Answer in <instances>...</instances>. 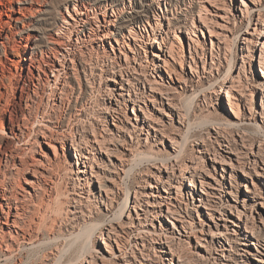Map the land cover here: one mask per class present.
I'll use <instances>...</instances> for the list:
<instances>
[{"label": "bare ground", "instance_id": "6f19581e", "mask_svg": "<svg viewBox=\"0 0 264 264\" xmlns=\"http://www.w3.org/2000/svg\"><path fill=\"white\" fill-rule=\"evenodd\" d=\"M110 2L114 4L110 5ZM119 2L120 0H66L63 8H56L57 12H54L56 14L53 15L54 27L41 29L37 23L46 20L48 15L53 13L49 0H0V264L18 263L23 251L28 247L36 248L43 242V232H47L48 229L51 230L48 232L51 235L47 238L51 242L64 236L57 232L59 227L63 229L61 227L63 223L70 224L65 229L71 237L76 233L80 234V230L88 227L92 221V211L87 209L86 212V208L81 206L85 203L82 200L84 196L81 195L78 198L72 197V201L76 202L75 210L69 217L72 223L70 221L67 223L68 218L64 222L67 216L61 217L63 220L59 216L61 220L57 219V223L55 220V223L49 226L47 220L38 221L33 217L34 206L41 208L45 197L53 194L57 188L56 160L66 152L70 154L69 142L75 152L73 165L78 181L77 188L86 189V186L93 185L96 194L94 197L105 205L107 212H111L115 208L118 189H121L118 186L119 178L122 174L125 176L129 174L134 167L128 165L129 156L133 151L128 136L132 138L134 133L138 132L141 135L139 137L148 142L150 138L159 135L163 128L155 113L164 107L169 108L170 119L177 120L181 125L188 120V115L179 109L166 82L177 83L173 75H177L175 78L178 82L183 81L184 77L182 78L175 63H179L185 73L188 74L187 66L191 75L200 77L201 61L203 72L207 71L208 53L204 50L206 48H200L196 30L203 33L205 40L207 37L204 29L210 33L211 64L214 63L213 50L216 46L220 48L224 42L221 38L230 37L218 33L211 25L213 18L209 17L213 15L226 20L224 17H227L228 12L224 8L226 5L224 0H204V4L201 3L198 8L197 16L192 12L191 23L180 18L176 23L172 21L169 15L170 0H158L157 5L152 0L142 6H138L136 0H129V4L126 0H121L124 8H128L126 11L119 7ZM239 10L244 18L248 19L245 29L247 35L244 36L243 43L248 46V43L257 37L255 41L258 44L260 37H264V0H241ZM256 10L259 12L257 18L253 15ZM254 18L255 27L250 32ZM152 19L155 22L161 20L160 29L152 26ZM148 25L151 26V30L148 29ZM177 30L188 34V42L183 35L177 33ZM176 38L179 47L175 43ZM239 38L240 32H232V37L227 39L238 41ZM150 49L151 55L148 53ZM184 51H189L190 55L186 56ZM250 53L249 50V53L243 56L250 59L252 56ZM84 58L91 62L92 67L90 66L89 70L84 65L86 62L83 63ZM94 58L96 63L92 65ZM260 58L264 62V41ZM246 62L243 57L237 76L230 77L228 80L230 85L225 90L232 112L238 119L237 124L244 122L240 120L242 113L240 105L246 102L248 93L246 92L248 85L241 79L246 73ZM231 70L232 66L229 67L228 73ZM98 75L104 76L107 81L105 91L103 90L104 109L102 115L98 114L101 124L88 119L87 122L91 123L90 128L83 127L85 124L81 127V122L88 113L87 106H83L82 103L76 112L73 111L75 113L71 117L69 114V120L64 123L62 111L67 109L76 94V86L68 84V79L77 80L79 90L84 96L87 89L92 88L94 77ZM186 82L187 79L183 83ZM257 87L264 93V82H259ZM131 108L134 116L129 114ZM261 113H264V100ZM133 118L136 120L135 123L131 120ZM242 134L236 133L231 139L232 142L225 138L224 141L228 144H222L223 152L202 144L198 149L200 154L191 156L183 162H176V157L170 156L156 167L157 172L153 171L143 178L145 185L143 184L142 188L141 186L130 188L127 185L125 200L117 201L118 208L122 207L123 210L120 216L113 213L115 218L110 215L109 219L107 218L109 214L105 213L103 220L97 221L98 224L95 221L91 222L97 226L94 234H97L98 239L109 248L111 259L127 256L124 242L129 237L125 235L128 236L129 232L135 231L133 235L135 247L138 248V245L144 247L147 242H159L162 252L165 255L171 254L169 264H189V259L180 254L182 251L178 252L177 245L190 239V236H196L197 248L198 246L205 248L202 240H206V235L211 237L210 241L213 243L221 242L220 239L223 237L225 239V243L223 242L219 248V255L212 256V261L211 257H206L208 264H264V199L254 184L253 188L250 186L246 188L248 193L247 197L242 199L243 208L237 204H224L221 199V203L211 200L212 197L218 198L224 191L231 194V190L225 189L227 173H231L229 176L231 179L238 170L248 176L249 163L253 164L256 175L264 179V161L263 166L260 165L255 155L253 161L240 160L241 147H245L246 144ZM143 135L145 137H142ZM182 136L181 142L174 136L170 137L177 157L181 154L182 148L179 147L177 150L176 146L180 143L185 144L186 141ZM104 158L108 162L99 161L101 163L99 164L98 160ZM220 169L222 173L218 176ZM187 179H190L189 187H184V181ZM183 189L193 200H198L197 209L202 206L205 209L202 212H205V216L207 215L211 221L208 230L202 236L195 235L197 229L187 218L188 203H184L181 198L184 197ZM254 211L257 215L253 213ZM230 212L235 217H232ZM123 216H127V220L122 221ZM43 217L45 216L41 218ZM158 217L166 218L173 229L169 235L166 232L156 233V239L147 229V223L149 219ZM229 222L231 223L228 224ZM105 224L109 226L106 230H101ZM229 225L235 227L233 232L237 240L228 236L231 228ZM104 231L107 233L106 238L103 236ZM81 233L85 234L84 231ZM77 238L79 237L76 236L70 241L75 240V243H78ZM112 240L118 246L119 254L110 246ZM64 242L67 244V241ZM68 246L66 248H71L69 244ZM76 246L80 249V245ZM58 247L56 245V248ZM65 249L59 250L66 253ZM78 249L75 250L76 253ZM59 250L55 256L60 254ZM71 253H74V249ZM198 256L204 255L200 253ZM77 257H74L76 259L74 264H83L78 260L81 255ZM106 257L100 258L102 264L109 259ZM59 258L60 256L57 261ZM65 259L64 257L63 260ZM86 261L89 264H96V258L93 256ZM53 262L48 261L47 264H54Z\"/></svg>", "mask_w": 264, "mask_h": 264}, {"label": "rangeland", "instance_id": "374dc122", "mask_svg": "<svg viewBox=\"0 0 264 264\" xmlns=\"http://www.w3.org/2000/svg\"><path fill=\"white\" fill-rule=\"evenodd\" d=\"M65 1L66 0H49V4L52 7L53 13L49 14L50 16L48 15L46 20L40 21L41 23L38 22L37 26L41 29L42 28L43 29L53 28L54 27L53 25L55 24L54 23L55 16L53 15H56L55 14L57 12L56 8L57 9L63 8V3ZM136 1H137L138 6H142L146 2H149L152 0H136ZM120 2L118 3L119 7L122 10L123 9L125 11L128 10V8L127 9L124 8L125 6L123 5V3H120ZM203 2L204 0H170L169 15L170 17H172L171 19L175 23L178 21L179 18L182 19L183 21L191 23L192 22L191 21L192 12L194 14L198 13V8ZM224 2L228 6V7H225L226 5L224 6V8L226 9V12H228L226 13L227 17H224L226 20H223L219 17H214L213 15H209V17L213 18L211 20L212 21L211 25L218 33L220 32L221 35L225 34V35L232 37V32H236V33L240 32L241 38H239L238 41H234V40L231 41L229 40L230 37H227L229 39L227 38L225 39L223 36L221 40L223 39L222 41L224 42L221 43L220 48L216 46L215 50H213L214 51V55H213L214 63L211 64L212 55L210 51L211 50L210 33L207 29H204L206 33V37H207L205 40L203 33L199 30H196V34L198 35V39H199L200 48H206L204 50H206V53H208L207 54L208 55L207 56V62H208L207 71L203 72L201 61H200V69L202 73L200 74V77H198L195 74L191 75L190 68L187 66H186V69H188V74L185 73L184 71H182L180 64L175 63L176 68L178 69V71H180L182 78L184 77L183 79L181 78L183 81H181L182 83L178 82L177 78H175L177 75H173L174 79L176 80L178 84L177 83L169 84L168 82H166V85L171 90V93L174 96L175 102L177 103L179 109L183 113H185L186 116L188 115L187 116L188 120H186V122L183 125H181L180 123L177 122V120L170 119V117L168 116V114L170 113L169 108L164 107L163 110H161L162 112L161 111L159 112L156 110V113H155V116H158L159 122L161 124L160 126L163 128V131H162L163 133L161 132L159 133V135L150 138L148 142H146L144 138L141 139V137H139L141 135H139L138 132H135L132 138L128 136V139H130L129 141H131V144H132L131 148L133 150L131 156H129L130 160H129L128 165L129 166L131 165L134 167H132L133 169L130 171L129 174H127L126 176L122 174V176L124 177L122 178L121 176V178H119L118 186L121 187V189L120 190L118 189V195L116 198L118 202L125 200V196L127 194L125 193L126 192L125 188L127 187V185L130 186V188H140V186L142 188L145 185V183L143 182V178L147 177V174L149 173L152 174L153 171L157 172L156 167L160 165L162 160L166 161L170 156H173V157H176V160H175L176 162L177 161L183 162L186 159H189L191 156L194 157L195 155L200 154L198 152V149H199V146H201L202 144H205L206 147L210 149H217L223 152L222 144L223 143L228 144L227 141H224V139L227 138L228 140H230V142H232L231 139L236 136V133H240V132L241 134L243 133L242 135L244 136L245 143H246L245 147H241V151H240L241 153L239 155L241 156L240 160L248 161L247 159H249L250 161H253V159L256 156V159H258V162L260 163V165H262V162L264 161V113H261V112L263 111V100H264L263 94L264 93L262 89L257 87V85L259 82H264V62L260 58L262 42L264 41V37L263 36L260 37L258 44L255 41L257 37H255L251 41V43H248V46L245 45V43H243V40H244L243 38L244 36L247 35V33L245 32V29H247L248 19L247 17L244 18L243 14L239 10V4L241 3V0H224ZM126 3L129 4V0H126ZM157 3H158V0H154V4L157 5ZM111 4H114V2H110V5ZM159 12L160 10L158 9L157 13ZM258 13H259L258 10H256L255 12H253V15H255L257 18ZM153 14L155 15L154 12ZM256 18H254V24L252 25V28L250 27L249 29L250 32H252L253 28L255 27ZM160 21L155 22V20L153 21L152 19V26L156 29H160ZM148 29L151 30V26L148 25ZM177 33L183 35L184 39H186V41L188 42V34H186L185 32H180L178 30H177ZM215 41H217L216 37H215ZM140 43L143 44L141 40H140ZM175 43L179 47L180 44L177 38L175 39ZM200 48L199 50L201 51ZM249 50L251 52L250 54H252L250 59L246 56H243L244 54L245 55L248 54ZM148 53H150L151 55L152 50L150 49ZM184 54L186 56L190 55L189 51H184ZM180 55H182V51H180ZM243 57L247 60L246 62L247 64H246V73L242 75L241 79L243 80L244 83H246V85H248L246 89V92L248 93L246 94V98H245L246 102L244 101L240 105L241 112H242L240 120L241 122L242 121L244 122L237 124L238 119L232 112V107L229 104L225 90H227L228 86L230 85V81H228L230 77L237 76V72H238L237 70L240 68L241 66L240 64H242ZM87 60L88 58H84L83 63L89 62L87 63L88 65L90 64L89 66L86 63L84 64L88 67V70H89L91 66V62ZM92 63H93L92 65L96 63L95 58ZM230 66H232V70L228 73V69ZM227 75L229 76L227 77ZM185 79H187V82L183 83ZM69 83L76 86V92H75L76 94H74L75 97L72 98L73 100L69 102L70 104L67 107V109L65 111H62V115L64 117L63 118L64 123H67V120H69V118L76 112V109L80 108V106H82L83 104V106L85 107L87 106L86 109L88 110L87 111L88 113L85 114V117L83 118L81 122V127L85 124L83 127H87L88 129L90 128L91 123L90 121H89L90 124L87 122L88 119L93 120L96 124H101V118L98 117V114L102 115V111L104 109L103 106L105 105V100L103 99L104 91L107 86L106 85L107 81L105 80V77L99 76V75L95 76L94 81H93L94 84L92 83L91 85L93 89L92 88L90 89L89 87L87 89V92H85L84 96L79 90L80 88H79L77 80L70 78V80L68 79V84ZM76 97H78V99ZM69 114H70V117H69ZM129 114L130 116L131 115L134 116L132 113V108ZM177 115H176V118L178 119ZM261 115L263 116L261 117ZM84 119H85V122L83 123ZM131 120L134 123L136 122L134 118ZM187 122H189L190 125ZM258 125L261 127H258ZM180 135L181 136L183 135L182 137L184 141L185 139L186 141H185V144L180 143L178 146H176L177 150L182 148L181 154L177 157L175 156V154H177V151H174L172 147V143L170 141V137L174 136L178 140L180 139L182 140ZM142 137H145V135H143ZM137 138L138 139L140 138V139L137 140ZM137 142L140 144H138ZM68 146H69L68 149L70 151V154L69 152H66V154L62 155L60 158H57L56 160V162L58 163V166H56V172L58 171V174L56 173L57 188L55 191L52 192L53 194H50L51 196L49 195L45 197L41 208H38V206H34V209H33L34 219L38 221H41L43 219L45 222L47 220V223H49V226H50L52 225V223H55L54 222L55 220L57 223L61 217L64 218L67 216L66 218H64V222H66V219L67 218L69 219V217L72 216L73 210H75L74 206L76 205V202L72 201V197L75 196L76 198H78L79 195L85 197V198L82 197V200H84L85 202L84 203L85 206L84 205H81V206L84 209L86 208V212H88V210L92 211L93 216H92L91 222L102 221L104 218L103 214L105 213L109 214V216H107V218L109 219L111 218L110 215L112 216V218H115V216H120L123 210H122V207L118 208L119 205L117 201L114 202L115 208H113L111 212H107V208H105V205H103V203H99V200H96V197H94L96 194L93 189V185L90 187L86 186V189L77 188L76 184H78V181L76 179V175L74 174L75 166L73 165V160H75L74 159L75 152H74V149L71 148L70 142ZM155 157L156 158L158 157V158L156 159ZM131 158L134 159V161H132ZM99 161L105 162V163L108 162L107 159L105 158L98 160V163L101 164ZM235 162L237 164L236 160H234V163ZM128 165L126 167L127 169H128ZM252 166L253 164L251 163H249L247 166L248 176L245 175L243 171L238 170L236 173H234V178L231 179L229 177L231 173H227V176H226L227 177V187L225 189L231 190V194L227 192L225 193L224 191L220 193L222 195H220L218 198L212 197L213 199L211 198V200L213 201L216 200L219 202L222 200V203L224 204H232V205L237 204L238 206H240V208H243L242 199L244 197H247V193H248L246 188L247 186H250V188H253V184H254V187L257 189V191L260 193V195L264 199V179H260L256 175L255 169ZM96 168L98 167L96 166ZM220 173H222L221 169L219 170L218 176H220ZM121 179L123 180L121 181ZM74 182L75 184H73ZM189 184H190V179H187L184 181L183 185L184 187H187V186L189 187ZM73 185H76V186H73ZM183 192H184V197H181V198L182 200H184V203H188V214L189 215L187 218L191 221L192 225L197 229V232L195 235L202 236V234L208 230V226H209L208 224L209 223L211 224V221L209 220L207 215L205 216V212L204 213L202 212L203 210L205 211V209L202 206H200L197 209L196 203H198V200L197 199L193 200L190 194H186V191H184V189H183ZM236 200H238V202H236ZM183 205H186V204H183ZM224 209H227V208H224ZM227 211L229 213V209ZM113 213L115 215L114 217H113ZM234 213H236V211ZM253 213L257 215L256 211H254ZM230 214L232 215V217H235V215L232 214L231 212ZM41 215L42 216L44 215L45 217L41 218L42 217ZM116 219L118 218L116 217ZM51 220L53 222H51ZM125 220H127V216L122 217V221H125ZM69 221L70 223H72L71 219H69L67 223H69ZM91 222L88 225L89 228L87 226L85 227L83 226L84 228H82V231L80 230V234L76 233L74 234L75 236L72 235L74 236L73 238H76V236L79 237L77 238L79 241L76 240L78 241V243H75V240H73L74 242L70 241L73 238H71L72 236L70 237L67 234V231L65 228L70 224L67 225L66 223H63L62 224L63 226L61 225L63 229H61L60 227L59 228L56 227L58 228L57 230H59V231L57 230L56 231L62 234V236L64 235L63 237H61L60 240H56V241L50 240L51 242H49V238L47 237L51 235L49 234L51 230L48 229L46 230L47 232L44 231L43 232L44 236L42 235V238L44 239L43 242L40 245H38L36 248L28 247L25 251L22 252L21 257H20L21 260L15 264H47L48 261H50L51 263L54 260L57 261L58 256H60V258L57 262L54 261L53 262L54 264L55 262L56 264L57 263L74 264L76 260L74 259V257L75 258L76 256L79 257V255H81V257L79 258L77 257V258L79 261H82L83 264H89V262L88 261L85 262V260L86 259L90 260L91 256L96 258V261H95L96 264L97 263L102 264L100 260L102 256H107L106 258H109L107 261H104L106 262L105 264H122V263L123 264H169V258L171 257V254L165 255V253L162 252V250L160 249L161 247H160L159 242H156V241L147 242L146 246L144 247L142 245H138V248L135 247V245H133L134 243L133 235L135 231L129 232L128 236L124 234L125 237L127 238L129 237L127 240L124 239L126 241L124 242L126 246L125 252H128L126 254L127 256H121L118 258L112 257L111 259V254L108 250L109 248L108 247L106 248L102 240L98 239V235L94 234V229H96L97 226L95 227L94 226L95 223H91ZM230 223L231 222H229L228 224ZM90 224H92L93 226ZM112 224H116V222L114 223L112 222ZM147 225H148L147 229H149L150 234L156 239H157L156 233L166 232V234L169 235L171 229H173L172 224L164 217H158L156 219L151 218L149 219V222L147 223ZM108 226L109 225L105 224V227L103 228L101 227L100 229L106 230ZM229 228L230 229L227 233L228 236L236 239L234 232H233L234 231L233 228L235 227L232 225H229ZM83 231L85 232V234L81 233ZM65 236L67 237L66 239H65ZM68 236H69V239H68ZM103 236L104 238L107 237V233L105 231H104ZM62 238L65 241H67V244L65 242L63 243L64 240ZM196 238H197L196 236H190V239H187V241H184L182 242V244L180 243L177 245V247L179 246L178 248L179 251L178 249L177 251L178 252L182 251L180 254L185 255L186 257L185 256L183 257L187 258V260L189 259V264H208L209 262L206 259V257L208 258L211 257L210 259L212 261L213 260L212 256L219 255L220 253L219 248L222 247L221 245L223 242L225 243L224 237L220 239L221 242L213 243L210 241L211 237L209 235H206V240H202L204 242L205 248H202L201 246L200 247L198 246L197 248ZM236 243L237 242H235V244ZM63 244L67 245V246L65 245V248L69 247L68 246L69 244L72 249L71 248L65 249L63 247L64 246ZM77 244L80 245L79 246L80 249H78V246H76ZM56 245L57 247L58 246L60 247L62 246V247L56 248ZM110 246H112L113 250L116 251L117 254H119V251H118L119 248L114 242V240L111 241ZM226 246L229 247L228 243H226ZM63 248L65 249L66 253L63 252L64 251ZM59 249H62L63 251L61 252V250ZM73 249H74V253H71ZM76 249L79 250V251L77 250L78 253H76L75 251ZM58 250L60 254L61 253L62 254L55 256L58 254L57 253ZM214 250L218 251V253L215 252ZM68 253H71V254L69 255ZM200 253L203 254L204 256L199 257L198 254ZM53 255L55 258L56 257L57 258L56 259L53 258ZM72 256L74 260L71 259ZM64 257L66 258L65 259L66 261L63 260ZM177 259L178 257H176V260ZM139 260L141 262H139ZM222 261H225V260H222ZM1 264H13V263L3 262Z\"/></svg>", "mask_w": 264, "mask_h": 264}]
</instances>
